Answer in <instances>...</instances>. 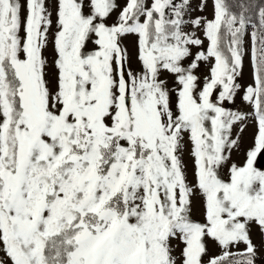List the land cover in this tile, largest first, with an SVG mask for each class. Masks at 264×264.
I'll return each instance as SVG.
<instances>
[{
    "label": "snow or ice",
    "instance_id": "obj_1",
    "mask_svg": "<svg viewBox=\"0 0 264 264\" xmlns=\"http://www.w3.org/2000/svg\"><path fill=\"white\" fill-rule=\"evenodd\" d=\"M52 2L0 0V264H256L264 8L251 33L249 114L224 106L241 89L249 25L228 0H214L213 19H186L191 0H127L112 24L117 0H54L55 19ZM129 35L139 69L122 43ZM212 61L201 83L198 70ZM249 117L245 163L229 164L233 128ZM183 133L194 186L178 155ZM194 189L202 222L192 218Z\"/></svg>",
    "mask_w": 264,
    "mask_h": 264
},
{
    "label": "rangeland",
    "instance_id": "obj_2",
    "mask_svg": "<svg viewBox=\"0 0 264 264\" xmlns=\"http://www.w3.org/2000/svg\"><path fill=\"white\" fill-rule=\"evenodd\" d=\"M23 2V0H22ZM127 0H117L118 8L114 11L110 17L108 18L107 22L109 24L115 23L117 19V15L120 9L126 4ZM202 0H191V7L186 14V19H191L192 17L201 16L206 17L207 19L214 18V0H205V7L203 10H200L199 5L201 4ZM256 0H228L230 5V10L236 14H239L241 11H244V14L249 20V25L246 29V34L244 36V50H245V57H244V67L242 70V76L238 78V82L241 84V89L239 90L237 97L234 103H225V107L232 110V111H239L244 113H251L252 112V105L248 102L243 100V95L245 92V88L247 85L253 82V64H252V56L251 51L253 47V41L251 37V33L256 30L257 26L253 20L250 18L254 12V3ZM261 3L264 4V0H261ZM239 5H244V9H242ZM55 3L54 0L51 3V10H53V19H55ZM256 26V27H253ZM201 39L205 41V47L207 46V40L204 38L202 31L198 33ZM123 45L128 49L129 55L132 60L131 67L133 69H139L140 65L136 59L137 51H138V37L136 35H129L125 37L122 41ZM91 47V46H90ZM197 51V49H193V52ZM49 58L52 57L51 48H49L48 52L46 53ZM187 64L188 61H185ZM210 63L202 64L198 70V75L201 77V83H203L204 77L209 75L211 64ZM161 79H166L168 81L169 88L175 89L177 86L175 84V77L170 75L167 72L161 74ZM175 99V95L173 96ZM215 98V94H214ZM246 126L237 124L233 128V138L239 135V147L233 149L231 152V159L229 164H236L237 166H243L246 160V151L252 146V139L255 133V122L249 117V120L245 122ZM244 127L242 133L239 132V129ZM189 134L183 133V142L181 145V150L179 151L178 155L180 156L182 163L184 164V170L187 176V180L190 185H195V165H194V158L191 155L192 145L189 140ZM256 167L260 170H264V154H261L257 157ZM221 176L226 181L229 179L228 169L227 166L222 168ZM192 218L196 221H203V197L198 191V189H194V195L192 197ZM251 236L253 239L254 244L257 246V255H256V264H264V233H261L260 230L256 225H252L251 229ZM173 246L176 249V255H179L180 249L183 247L179 241H173ZM245 245L241 243L238 248H234L233 251H243ZM219 248L213 246L211 248L210 254H218ZM207 259V257H205Z\"/></svg>",
    "mask_w": 264,
    "mask_h": 264
},
{
    "label": "trees",
    "instance_id": "obj_3",
    "mask_svg": "<svg viewBox=\"0 0 264 264\" xmlns=\"http://www.w3.org/2000/svg\"><path fill=\"white\" fill-rule=\"evenodd\" d=\"M261 8H264V4L261 3V0H256V2L254 3V12L250 19L255 22L257 28L259 27V10Z\"/></svg>",
    "mask_w": 264,
    "mask_h": 264
}]
</instances>
